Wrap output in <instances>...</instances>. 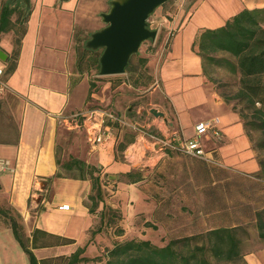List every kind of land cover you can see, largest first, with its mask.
<instances>
[{
    "label": "crops",
    "instance_id": "obj_1",
    "mask_svg": "<svg viewBox=\"0 0 264 264\" xmlns=\"http://www.w3.org/2000/svg\"><path fill=\"white\" fill-rule=\"evenodd\" d=\"M181 1L172 21L167 17L157 21L162 28L159 34L162 33L163 41L158 47V67L153 72L149 93L141 90L143 82L133 85L127 73L119 78L95 80L93 85L86 73L79 70L76 33L83 31L89 37L83 34L81 38L89 39L92 33L105 27L101 14L110 10L108 0H31L18 56H15L16 39L22 33L21 24L16 25L19 29L1 35L0 49L5 54L4 59L0 58V71L3 70L0 78V160L9 161L11 169L0 170V193L10 190L11 195L0 199V209L13 210L29 236L40 229L75 241L69 245L34 249L37 257L40 252L49 250L52 253L46 255L48 258L70 256L79 248H85L84 256L88 257L94 244L91 240L94 221H101L104 216V222L108 223L106 209L109 205L122 214L123 220H134L132 224L137 219H145L144 223L158 226L175 224L173 219L177 216L169 212L174 206L172 202L179 199L185 203L183 187L178 180L172 188L163 182L167 178L166 163H177L184 156L153 147L150 140L140 139L129 126L113 130L104 143L95 146L89 140L84 123L76 126L74 121L62 122L60 117L110 107L128 123H144L153 131L178 140L194 137L196 126L201 122L218 120L216 125L222 139L212 135L204 138L206 150L213 151L216 158L233 171L235 167L230 164H238L245 172L259 171L258 164L251 160L254 150L243 122L207 82L204 60L193 50V45L204 29L221 27L244 10L264 9V0ZM5 3L0 0V16ZM18 8L20 12L19 5ZM19 12L12 17L13 22L17 23ZM28 12L25 9V15ZM171 34V42L167 45ZM13 62L16 68L7 75ZM166 103L170 111L165 109ZM205 105L211 116L206 115V120L196 118L195 114ZM153 109L163 112L165 118L154 116ZM63 130L82 139L77 147L78 159L96 167L100 171L97 175L102 178L108 176L118 180L123 174L143 171L140 165L126 157L128 148L141 142L145 145L141 160L149 154V161L158 158L159 162L147 167L143 180L119 182L114 193L109 191L110 195L100 202L95 213H91L92 181L76 179L77 175H64L59 164L57 146ZM122 146H126L122 152L124 159L120 156ZM174 170L181 172L178 167ZM174 176L179 179L178 175ZM63 205H69L70 209L61 210ZM55 223L64 227L59 229ZM6 229L13 234L10 226L0 225V233ZM95 238L98 240V235Z\"/></svg>",
    "mask_w": 264,
    "mask_h": 264
},
{
    "label": "rangeland",
    "instance_id": "obj_2",
    "mask_svg": "<svg viewBox=\"0 0 264 264\" xmlns=\"http://www.w3.org/2000/svg\"><path fill=\"white\" fill-rule=\"evenodd\" d=\"M5 1L16 4L12 0ZM110 1L108 0L109 9ZM17 2H20L18 4L20 9L24 10V4L21 1ZM180 2L182 1L171 0L159 7L150 17L151 21L154 22L155 20L162 19V17H167L168 20L172 21L176 15L175 13L179 12L178 4ZM159 29L161 31L162 28ZM88 31L90 33V30ZM83 34L84 36H88L83 31H77L76 36L80 35V37H83ZM171 36L167 45L171 42ZM162 37V33L161 35L159 34L157 39L159 41L155 45L152 41H146L141 46L140 52L134 56L132 66L127 71V76L133 85L143 82L144 88L141 90L146 91V93L151 91L150 86L154 80L153 72L158 67L156 66L158 65V62L156 63V56L159 51V44L163 41ZM82 46L83 43L81 44ZM214 55L219 60L218 64L204 60L205 71L208 73L207 82L212 84L213 90L239 115L245 126V133L251 142V148L254 150V156L252 159L248 158V160L256 162L259 171L245 172V170L243 171L244 168L239 167L238 164H230L235 167L234 172L220 158L216 159V164H212L202 160L201 162L199 158H197V161L193 158L190 160L189 157L179 154V156H184L185 158H182L177 163H166L167 178L166 180L163 179V182L166 181L171 188V185L175 184L177 180L183 187L185 203L183 201L179 202L178 199L172 202L174 206L169 211L171 214L177 216L176 219H173L176 223L155 226L149 222L144 223L145 219H135V223L132 224L134 220H123L122 214L116 213L115 209L109 205L106 209L107 219L105 218L108 223L104 222L103 217L101 221L95 219L91 230V240L94 241V244H92L93 247L88 255L89 260L81 264H106L108 250L120 241L149 239L154 244L164 246L174 237L201 235L219 227H237L238 236L242 241V258L231 262L218 261L217 263L215 262L216 259L212 258L213 263L264 264V239L259 235L257 221L258 214L264 209V129L261 127L259 119L261 116L259 110L263 109V104L262 102H256L253 105L250 99L240 96L239 92L242 89L240 73L234 71L232 66L227 64V60H231L236 64V59L221 52ZM142 58H148L145 66L141 65ZM85 75L90 78L92 84H94L95 80L119 78L118 76L98 77L99 72L95 67L86 72ZM165 109L170 111L168 103H166ZM207 109L206 105L203 106L195 114L196 118L206 120V115L210 117L211 114ZM142 125L146 127V124L142 123ZM81 141L82 139L74 135V133L62 131L60 144L57 146V156L61 166L72 158L78 159L80 154L77 147L80 146ZM144 149L145 145L141 142L128 148V154L126 155L127 159H130L131 162L140 165V168L143 169V171H140L142 174L147 172V167L155 166L159 162L158 158L149 161V154H145V157L141 160L140 156L144 153ZM122 152L120 151V156L124 159L125 155ZM235 161L238 162V160ZM175 167L180 168L181 170L179 171L181 172H175ZM246 167L249 168L250 165ZM62 169L64 175H78L77 171ZM174 175L176 177L178 175L179 179L175 178ZM115 190L110 191V189H107L105 197L109 196V191L114 193ZM9 191L6 190L0 193V199L9 198L11 195ZM183 193L180 195L182 196ZM4 209L6 213L3 214L2 209H0V225L8 228L10 226V217L15 218L21 225L22 233L27 242L28 237H31L33 233L29 236L28 230L27 232L23 230L25 227L21 224V218L13 210L9 208ZM180 213L181 216H179ZM55 224L59 229L64 227L63 224ZM167 228L169 229L167 230ZM2 232L0 233V264H29L27 255L15 240L12 231L6 229ZM96 235H98V240L95 238ZM181 249L184 252H188L187 248L181 247ZM51 253L52 250L40 252L38 258L40 260L48 258L46 255H51ZM48 264H68V260L61 258L56 261L51 260Z\"/></svg>",
    "mask_w": 264,
    "mask_h": 264
},
{
    "label": "trees",
    "instance_id": "obj_3",
    "mask_svg": "<svg viewBox=\"0 0 264 264\" xmlns=\"http://www.w3.org/2000/svg\"><path fill=\"white\" fill-rule=\"evenodd\" d=\"M18 4L6 2L2 6L0 16V39L3 33L19 29L16 25L21 24L22 33L16 39L15 56H18L20 52L21 38L26 33L25 23L30 15V11L25 15V8L19 12ZM18 12L19 18L16 23L13 22L12 17ZM150 21L151 19H149V26ZM150 28L156 29L151 26ZM87 40L88 38L83 40L80 35L76 36L79 70L83 74L94 67L99 72L100 57L103 52L87 49L85 46ZM193 50L203 60L211 63H219L214 55L219 52L236 59V64L231 60H227V64L240 73L242 85L240 96L250 99L253 105L256 102H262L263 109L259 110L261 113L259 119L264 129V9L244 10L232 16L221 27L204 29L195 41ZM134 56L126 68V73L132 66ZM147 62L148 58H142L141 65L145 66ZM15 68L16 62H13L7 75L13 73ZM125 147L122 146L121 151H125ZM62 167L69 171H77L76 179L92 181L93 189L89 196L92 202L89 206L91 213H95L100 202L105 200L107 187L112 191L117 188L119 182L137 183L143 180V174L140 171L123 174L118 180L108 176L102 178L97 175L100 171L96 167L77 158L65 162ZM257 221L259 235L264 239V209L258 214ZM10 227L15 239L27 255L29 264H48L51 260L56 261L61 258L67 259L68 264H81L89 260L84 256L85 248H79L70 256L63 255L40 260L34 249L69 245L75 241L36 229L26 242L21 225L13 217H10ZM181 247L187 248L188 252L182 251ZM107 255L106 264H216L218 261L231 262L242 258V241L238 236L237 227H219L201 235L174 237L164 246L154 244L149 239H128L114 244ZM212 258L216 259V263H213Z\"/></svg>",
    "mask_w": 264,
    "mask_h": 264
},
{
    "label": "water",
    "instance_id": "obj_4",
    "mask_svg": "<svg viewBox=\"0 0 264 264\" xmlns=\"http://www.w3.org/2000/svg\"><path fill=\"white\" fill-rule=\"evenodd\" d=\"M21 1L28 12L31 0ZM67 1V0H62ZM171 0H111L110 10L102 13L105 27L92 33L85 46L90 50H102L100 57V77L120 76L126 73L132 57L140 52L146 41L155 42L159 36L158 29H151L149 19L155 11ZM5 54L0 49V58ZM151 113L165 118L158 109Z\"/></svg>",
    "mask_w": 264,
    "mask_h": 264
},
{
    "label": "built area",
    "instance_id": "obj_5",
    "mask_svg": "<svg viewBox=\"0 0 264 264\" xmlns=\"http://www.w3.org/2000/svg\"><path fill=\"white\" fill-rule=\"evenodd\" d=\"M150 26L155 27L160 31V23L156 22V20L154 22L150 21ZM156 42L157 40L153 42V44L155 45ZM2 75L3 70L0 71V78ZM2 87H4V85L1 83V88ZM59 119L62 122L74 121L77 124L76 126H79L80 122L84 123L87 132L89 133V140L95 146L104 143L113 130L129 126L137 132L140 139L145 138L150 140L153 147L160 148L163 151L171 150L184 155L200 158L212 164H216L217 158L213 151L206 150L203 145V139L211 135L216 139H222L221 130L216 125L218 120L201 122L196 126L194 137L178 140L163 136L140 124L128 123L111 108H95L89 111H79L75 112L70 117H60ZM10 166L9 161L0 160V170L11 169ZM60 209L69 210L70 206L63 205Z\"/></svg>",
    "mask_w": 264,
    "mask_h": 264
}]
</instances>
